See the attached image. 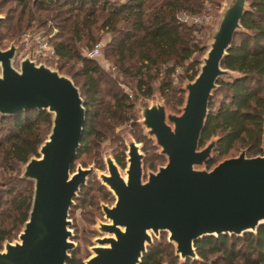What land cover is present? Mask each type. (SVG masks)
Listing matches in <instances>:
<instances>
[{
	"label": "water",
	"instance_id": "1",
	"mask_svg": "<svg viewBox=\"0 0 264 264\" xmlns=\"http://www.w3.org/2000/svg\"><path fill=\"white\" fill-rule=\"evenodd\" d=\"M248 0H228L223 6L203 61L186 81L179 113L162 102L145 103L142 124L166 160L155 171L144 169L145 154L134 139L126 141L125 172L111 154L101 183L115 196L102 204L106 221L86 264H140L153 235L167 232L183 260L200 259L195 241L204 236H242L264 224V125L262 151L248 147L211 167L218 140L200 145L210 100L224 77L240 75L223 66L234 36L244 30L241 20ZM5 16L0 14V22ZM17 46H0V116L29 109L51 115L50 130L24 163L19 177L32 180L28 216L18 239L5 240L0 264H66L75 243L70 239L69 210L93 166L73 162L81 146L86 121L85 101L72 78L25 56L13 65ZM84 263V261H83ZM164 264V262H163Z\"/></svg>",
	"mask_w": 264,
	"mask_h": 264
},
{
	"label": "trees",
	"instance_id": "2",
	"mask_svg": "<svg viewBox=\"0 0 264 264\" xmlns=\"http://www.w3.org/2000/svg\"><path fill=\"white\" fill-rule=\"evenodd\" d=\"M37 9L55 11L57 25L65 34H57L53 42L54 53L59 60L78 58L82 61L81 73L85 75V105L96 101L98 86L95 72L99 69L94 59L83 56L77 42L85 44L94 40L93 27L99 25L117 33L118 42L115 48L116 61L124 73L136 78L135 96H149L153 92L152 81L156 73L161 72L160 63L173 64L162 71L161 91L175 90L171 75L175 66L191 58L199 47L191 45L186 28L190 25L179 20L178 14L186 11H200L198 0H34ZM249 9L243 15L242 31L235 34L233 43L223 59V66L240 75L237 78H223L219 81L222 92L220 99L215 96L210 100L209 113L202 132L200 145L211 136L218 140L213 158L207 162L214 163L228 155L235 143L248 147L249 155L262 151L261 135L264 125V0H248ZM22 8L21 12L26 8ZM97 8L102 13L96 14ZM22 21L23 17L20 16ZM10 19V16L9 18ZM32 19V17H31ZM40 24L44 20H39ZM10 22V21H9ZM122 22L121 26L118 23ZM21 30V26L17 27ZM12 31H16L12 30ZM1 34V33H0ZM130 61H133L130 63ZM129 62L128 66H125ZM62 66L59 65V68ZM154 70V73L152 72ZM193 78L197 69L189 66ZM114 103H107L112 115L131 106L130 102L121 100L123 95L111 94ZM179 96L177 102H182ZM89 110V109H88ZM117 110V111H116ZM92 118L86 116L80 155L86 138L90 134H99L92 126ZM51 122V115L46 110L29 109L10 116H0V243L11 239L20 230L28 216L32 199V184L27 179L18 177L21 165L32 155L37 154V147L42 142L46 127ZM46 124V126H43ZM86 145V144H85ZM77 158V157H76ZM117 163L125 166V152L116 151ZM146 164V163H145ZM148 165V164H147ZM151 163L149 162V166ZM9 170L14 177L8 180L10 190L4 183L3 173ZM24 184L14 187V180ZM18 188V190H17ZM11 193L10 200L3 197L5 191ZM106 196V195H105ZM9 204L4 207V205ZM2 216V217H1ZM240 245L237 246L238 242ZM200 259L187 258V264H207V252L221 253L224 264H232L237 259L240 264H264V224L257 232H247L242 236L220 234L208 235L195 241ZM164 251L159 244H151L144 253L140 264H163ZM66 264H84L73 252ZM211 264H218L213 260Z\"/></svg>",
	"mask_w": 264,
	"mask_h": 264
},
{
	"label": "rangeland",
	"instance_id": "3",
	"mask_svg": "<svg viewBox=\"0 0 264 264\" xmlns=\"http://www.w3.org/2000/svg\"><path fill=\"white\" fill-rule=\"evenodd\" d=\"M33 1L34 0H0V14L5 16L4 20L0 22V46L6 48L12 43L17 46V52L13 58V65L15 67H19L20 60L28 56L37 63L43 62L57 69L60 73L70 76L79 88L81 96L85 101V98H87L85 96V75L81 73V59L72 58L66 61L59 60L55 54L50 53L48 46L53 47L56 35L65 34V30L63 27L57 25L59 22L58 18L54 16L55 11L39 10L34 6ZM226 1L228 0H198L199 4H201L199 12L190 13L183 11L178 14V18L181 22L190 25L189 28L185 29V32L188 33L190 44L199 48L193 52L191 58L175 66V70L171 75L172 85L175 90L164 89V94L161 91L162 71L165 70L167 66L173 64V59L169 60L168 63H160L161 72L156 73V77H154L152 81L153 92L151 95L135 96L136 78L131 74L124 73L123 70H121L123 67L119 68V63L116 61L117 56L114 51L118 42L117 33L109 31L105 27L95 25V27H93V41L88 44H85V41L77 42L81 54L86 57H89L87 52L95 43L101 42L98 56L94 58L89 57L94 59L99 67L94 73L98 86L96 93L97 100L89 106L85 105L86 116L88 113V116L92 118V126L95 130L99 131V134L88 135L85 143H83L84 150L77 156L72 166L73 170L78 166H93V171L88 174L86 183L81 186L77 197L74 199V204L69 210L68 217L70 219L69 228L71 229L70 239L75 243V248L71 253L74 252L76 256L80 257L84 261V264H86L85 261L93 253L92 246L98 244V238H102L108 234L100 229L101 223L107 220L102 210V204H113L115 200V196L101 183L100 179V174L107 172L105 155L111 154L114 157L115 152L122 148L125 152L127 149L126 141L129 138H134L141 145V150L145 154V172L148 170L155 171L159 165L165 163L166 158L158 152V147L154 143V138L148 136L146 128L142 124L141 108L145 103L162 102L165 104L167 111L173 113L180 112L183 104L182 102H177V99L179 96H182V98L184 97L185 90L183 86L186 81L189 80V74L192 72L189 66H193V70H198L202 63L211 41L210 34L216 26L220 12ZM24 4H26V7H29V9L26 8L21 12L22 8H25ZM100 13H102V11L100 8H97L96 14ZM186 14L201 16V18L197 22H193L192 19L185 20ZM9 16L10 19H8ZM20 16L23 17L21 22H19L21 20ZM203 16L205 17L203 18ZM39 20H44L45 22L40 24ZM121 25L122 22L118 23V26ZM18 26H21V30H17ZM15 29L16 31H12ZM41 41L43 42L41 43ZM44 43H46V45H41ZM132 62L133 61H130V63ZM125 64V66H128L129 62ZM59 65L62 67L59 68ZM152 72L154 73L153 69ZM218 88L213 94L216 103L222 96V92ZM114 92L123 95L121 100L132 104L131 106L125 107V110H116L118 114L115 116L112 115L111 110L108 109L106 105L107 103H114V99L111 97V94ZM43 126H46V124H43ZM49 130L50 124L46 127L44 138L47 136ZM243 148L245 147L241 146L239 143H235L230 153L223 158L236 155ZM247 154L249 155L248 151ZM221 159L217 160L214 164ZM149 162L151 163L150 166ZM22 167L23 164L19 169V174ZM119 167L121 172L124 173L125 169L120 165ZM2 173L4 174L3 182L8 185L6 189L10 190L12 185L8 183V180L10 177H14V173L9 170H5V172ZM22 181L20 184L19 179L14 180V187L19 186V184L20 186L24 184ZM28 181L32 184L33 189L32 180ZM7 190L5 194L3 192V197L9 201L11 193L7 192ZM8 205L7 203L4 207ZM152 235V244H159L162 251H164L162 255L164 264H187L190 262L176 255L174 244L170 243L167 239V232L160 231L157 235L153 233ZM16 239H18V233L11 239L5 240L13 241ZM5 240L0 243V249H3ZM240 243L241 241L238 242L237 246H239ZM207 254V264H211L213 260H216L218 264H224L225 259L221 253L209 251ZM238 262H240V260L237 259L232 264H240Z\"/></svg>",
	"mask_w": 264,
	"mask_h": 264
},
{
	"label": "built area",
	"instance_id": "4",
	"mask_svg": "<svg viewBox=\"0 0 264 264\" xmlns=\"http://www.w3.org/2000/svg\"><path fill=\"white\" fill-rule=\"evenodd\" d=\"M205 16H203V18H204ZM201 18V16H191V15H189V14H186V16H185V20H187V19H192L193 20V22H197V21H199V19ZM38 38H40V37H38ZM43 41H41V43H42ZM41 45H46V43H44V44H41ZM48 48L50 49V53L51 54H55L54 53V48L53 47H51V46H48ZM100 48H101V42H97V43H95V45L87 52V55L89 56V57H97L98 56V54L100 53Z\"/></svg>",
	"mask_w": 264,
	"mask_h": 264
},
{
	"label": "flooded vegetation",
	"instance_id": "5",
	"mask_svg": "<svg viewBox=\"0 0 264 264\" xmlns=\"http://www.w3.org/2000/svg\"><path fill=\"white\" fill-rule=\"evenodd\" d=\"M187 259V258H186Z\"/></svg>",
	"mask_w": 264,
	"mask_h": 264
}]
</instances>
